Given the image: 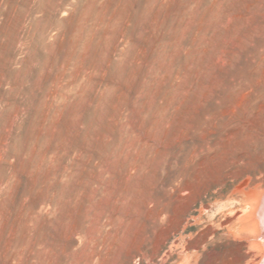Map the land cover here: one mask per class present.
<instances>
[{
	"label": "rangeland",
	"instance_id": "rangeland-1",
	"mask_svg": "<svg viewBox=\"0 0 264 264\" xmlns=\"http://www.w3.org/2000/svg\"><path fill=\"white\" fill-rule=\"evenodd\" d=\"M263 195L264 0H0V264H264Z\"/></svg>",
	"mask_w": 264,
	"mask_h": 264
},
{
	"label": "bare ground",
	"instance_id": "bare-ground-1",
	"mask_svg": "<svg viewBox=\"0 0 264 264\" xmlns=\"http://www.w3.org/2000/svg\"><path fill=\"white\" fill-rule=\"evenodd\" d=\"M261 199V203H260V205H259V211H258V215H259V218H260V225H261V229H263L264 230V195H263V197L262 198H260ZM250 215V214H249ZM248 218V217H247ZM259 225V226H260ZM264 239V238H263ZM264 241V240H263ZM263 247V246H262ZM264 251V250H263ZM264 256V255H263ZM263 258V257H262Z\"/></svg>",
	"mask_w": 264,
	"mask_h": 264
}]
</instances>
